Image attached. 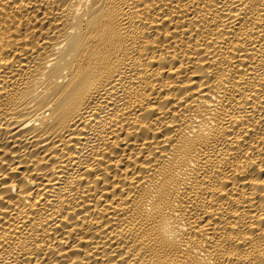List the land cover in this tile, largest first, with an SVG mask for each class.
<instances>
[{"label":"bare ground","instance_id":"6f19581e","mask_svg":"<svg viewBox=\"0 0 264 264\" xmlns=\"http://www.w3.org/2000/svg\"><path fill=\"white\" fill-rule=\"evenodd\" d=\"M0 264H264V0H0Z\"/></svg>","mask_w":264,"mask_h":264}]
</instances>
